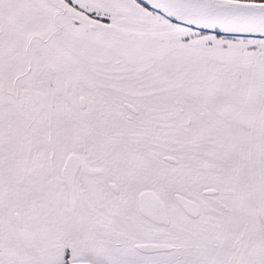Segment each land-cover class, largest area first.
I'll return each instance as SVG.
<instances>
[{
  "label": "snow or ice",
  "instance_id": "obj_1",
  "mask_svg": "<svg viewBox=\"0 0 264 264\" xmlns=\"http://www.w3.org/2000/svg\"><path fill=\"white\" fill-rule=\"evenodd\" d=\"M0 264H264V0H0Z\"/></svg>",
  "mask_w": 264,
  "mask_h": 264
}]
</instances>
